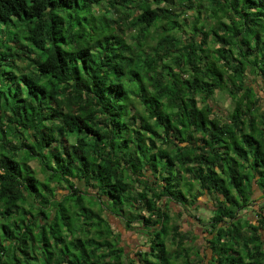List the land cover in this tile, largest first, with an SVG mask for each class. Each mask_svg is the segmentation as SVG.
<instances>
[{
  "label": "trees",
  "instance_id": "obj_1",
  "mask_svg": "<svg viewBox=\"0 0 264 264\" xmlns=\"http://www.w3.org/2000/svg\"><path fill=\"white\" fill-rule=\"evenodd\" d=\"M263 203L264 0H0V264H264Z\"/></svg>",
  "mask_w": 264,
  "mask_h": 264
},
{
  "label": "rangeland",
  "instance_id": "obj_2",
  "mask_svg": "<svg viewBox=\"0 0 264 264\" xmlns=\"http://www.w3.org/2000/svg\"><path fill=\"white\" fill-rule=\"evenodd\" d=\"M218 103V106L224 110L229 109L231 100L230 98L224 94V93H217L216 94V100ZM74 139V138H73ZM32 166L37 169V172L41 179H43L46 176V173L43 171V167L39 165L37 161L32 162ZM258 196V195H257ZM200 209L195 210V214L193 212V215L190 214L187 211H183L182 208L178 206V204H173V208L175 212H180L181 213V220L183 223V226L185 229H190L193 230L194 233L198 236L197 238V243L202 249V252L205 254L206 252L210 253V249H208V244L206 242L205 236H207L205 226L202 224V222L198 221L197 216L204 218L206 221L210 220V217L213 215L212 209L214 208L213 206V200L209 198V196L205 195L203 196L200 200ZM264 204V203H263ZM251 211V210H250ZM247 213V211H246ZM245 213V214H246ZM251 213H248V215ZM253 214V213H252ZM195 215V216H194ZM109 216V215H107ZM109 219L111 220L112 223H114L118 228L122 230L124 235H122V243L126 245V249L130 253H135L140 246L145 245V241H147L148 236L146 235V231L143 229L138 228V223H134L135 229H130L127 231L124 227V221H120L118 219H115L113 215L109 216ZM137 228V229H136Z\"/></svg>",
  "mask_w": 264,
  "mask_h": 264
}]
</instances>
